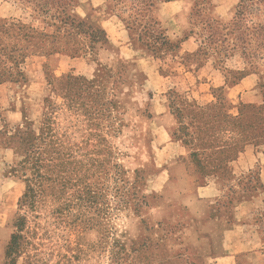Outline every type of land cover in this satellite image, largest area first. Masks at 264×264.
<instances>
[{"label":"rangeland","instance_id":"374dc122","mask_svg":"<svg viewBox=\"0 0 264 264\" xmlns=\"http://www.w3.org/2000/svg\"><path fill=\"white\" fill-rule=\"evenodd\" d=\"M78 1L0 0V264L26 189L9 141L39 135L47 119L79 152L80 188L102 198L76 207L71 190L61 203L49 187L29 213L17 264H217L224 229L205 223V207L207 219L242 224L235 250L253 249L249 264H264V0H245L229 22L198 1L192 50L157 25L159 0H105L104 15L154 60L162 84L151 92L133 60L103 52ZM155 95L168 110L152 127ZM155 136L173 143L166 157ZM115 165L129 185L120 208Z\"/></svg>","mask_w":264,"mask_h":264},{"label":"crops","instance_id":"0c3cea01","mask_svg":"<svg viewBox=\"0 0 264 264\" xmlns=\"http://www.w3.org/2000/svg\"><path fill=\"white\" fill-rule=\"evenodd\" d=\"M200 0H159L155 6L154 18L159 27L164 30L171 40H178L181 37H185L184 46L188 50L193 48V40L187 39L186 34L191 31V13L195 8L197 2ZM209 5V15L222 22H229L236 11L237 6L242 0H201ZM105 0H79L75 6V14L82 19L91 18L97 26L103 29L108 37V44L103 49V52H110L117 56L118 59L133 60L141 73L146 75V90L148 92L157 91L160 87L161 77L158 74L154 60L148 52L129 40L128 29L122 22H114L111 17L104 15L100 9ZM248 80H244L239 86L232 88L231 91L243 90L246 88ZM150 97V96H149ZM167 107L164 101H160L158 96L150 98L148 107V119L146 124L154 127L156 123L160 122L163 115L167 113ZM149 121V123H148ZM159 134V133H158ZM168 141V140H167ZM166 141V142H167ZM158 147L160 156H165L168 153L169 145L173 143L169 142L163 145L159 140V137L155 136L154 141H151V145ZM166 159H164L165 161ZM166 164V163H165ZM212 189H205V199H210ZM200 204V203H199ZM199 210L195 212L198 213ZM203 214V220L205 223L217 224L224 229L223 237L218 245L223 248L221 255H216L219 260L217 264H236L241 262L243 264H249L253 258H257L256 252L253 249L235 250L237 247L242 246L240 244L241 226L242 224H225L219 220L207 219V215L210 214L208 207L203 208L200 212ZM211 221V222H208ZM238 255H240L238 257ZM239 264V263H238Z\"/></svg>","mask_w":264,"mask_h":264},{"label":"trees","instance_id":"16d2710c","mask_svg":"<svg viewBox=\"0 0 264 264\" xmlns=\"http://www.w3.org/2000/svg\"><path fill=\"white\" fill-rule=\"evenodd\" d=\"M244 1L242 0L238 6ZM97 33H99V40L108 44L106 32L99 28ZM161 36H163L164 41H168V37L163 35V33L157 39H160ZM9 145L21 157L18 164L19 167L14 172H20L26 183L25 192L18 203L19 212L15 221V231L11 235L5 254L6 264H17V259L23 250V240L25 239L24 234L28 225L29 213L41 204L49 187L53 190L57 189L55 198L61 203H64L63 200L67 192L71 190V197L75 202L72 206L76 207L97 208L102 195L93 194L88 185L86 187L82 186V189L80 188L79 184H81L82 178H79V170L83 168L84 164L78 157L79 152L66 147L62 139L53 134L48 119L45 120L43 127H41L39 135L28 136L19 134L10 139ZM115 170L116 181L119 183L116 186L115 195L118 200L117 206L120 208L126 203L125 197L129 185L123 177L125 174L123 168L120 165H115ZM64 205L67 206L68 204ZM102 210L104 211L103 207L98 208V212L101 213Z\"/></svg>","mask_w":264,"mask_h":264}]
</instances>
